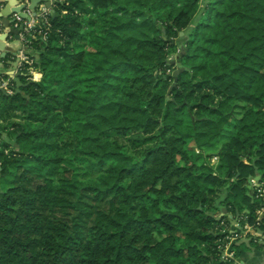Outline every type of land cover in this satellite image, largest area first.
Masks as SVG:
<instances>
[{
  "label": "trees",
  "instance_id": "trees-1",
  "mask_svg": "<svg viewBox=\"0 0 264 264\" xmlns=\"http://www.w3.org/2000/svg\"><path fill=\"white\" fill-rule=\"evenodd\" d=\"M35 30L40 79L0 91V264L231 263L264 180V0H56Z\"/></svg>",
  "mask_w": 264,
  "mask_h": 264
},
{
  "label": "built area",
  "instance_id": "built-area-1",
  "mask_svg": "<svg viewBox=\"0 0 264 264\" xmlns=\"http://www.w3.org/2000/svg\"><path fill=\"white\" fill-rule=\"evenodd\" d=\"M30 1L29 0H19L18 6L21 8L18 12H14L12 14L13 22L12 27L17 28L20 24L23 25L22 31L19 33L20 37V46L17 50V57L19 59L18 67H22L23 65L28 64L26 68V75L29 80L37 81L40 79L41 74L38 71H35L32 66V59L26 53V43H28L31 39L35 38V27L39 24V19H41L44 23L48 24V14L50 13L49 8L42 7L40 9H36L35 15H33L31 9L29 8ZM24 13L27 17L24 18L20 14ZM43 38H45V33L43 34ZM12 83L10 78H4L0 76V87L4 89L7 94H11L13 92V88L11 87ZM217 158L213 156L211 161H216ZM253 192L255 197L259 202V206L255 210V218L253 223H240L239 221H235L234 226L230 230V234H226L224 236L225 244L223 254L221 256L222 259L228 260L233 258V251L230 249L229 244L231 241L247 238L254 239L259 236V233L263 230L262 227V219L264 217V180H253L252 182ZM225 232V230H222Z\"/></svg>",
  "mask_w": 264,
  "mask_h": 264
},
{
  "label": "water",
  "instance_id": "water-1",
  "mask_svg": "<svg viewBox=\"0 0 264 264\" xmlns=\"http://www.w3.org/2000/svg\"><path fill=\"white\" fill-rule=\"evenodd\" d=\"M29 8L31 9L33 15L36 13V9L38 8L39 3H45L47 7H51V4L55 3L56 0H29ZM19 0H0V52H3L2 55H0V60L6 55L9 54L12 61L7 62L11 67H13L9 72L8 75L13 79V82L15 83V90L19 91L20 86L22 85L19 77V73H15V68L18 65L19 59L16 55L17 49L16 45L19 46L20 44V37L19 33L23 29V25L20 24L19 27L13 28L12 22V14L14 12H18L21 8L18 6ZM50 13H53V10L50 9ZM22 17L26 18V15L24 13H21ZM10 39V40H9ZM0 66H2V63L0 62ZM1 92H5L2 87H0ZM170 91V89H169ZM257 180L260 179V176L256 177ZM251 181L248 180L247 187L250 188ZM221 214L227 213L225 208H221ZM230 216V215H229ZM231 217V216H230Z\"/></svg>",
  "mask_w": 264,
  "mask_h": 264
},
{
  "label": "crops",
  "instance_id": "crops-1",
  "mask_svg": "<svg viewBox=\"0 0 264 264\" xmlns=\"http://www.w3.org/2000/svg\"><path fill=\"white\" fill-rule=\"evenodd\" d=\"M11 1V0H9ZM52 1V0H50ZM53 3L51 4V7H47L45 3H39L38 5V9L42 8V7H47L53 10ZM2 32V31H0ZM10 40V39H9ZM20 46V44H19ZM19 46H15L16 49L18 50ZM3 52H0V55H2ZM13 59L11 58V56L9 54H6L1 60L0 62L2 63V66H0V76L4 77V78H10V80L12 79L9 75L8 72L13 68L11 67V65H9L7 62L12 61ZM19 65L16 66L15 68V73L18 72L19 73ZM13 80V79H12ZM6 93V92H5ZM2 137L5 136V132L1 133ZM212 162V161H211ZM215 163V162H214ZM259 176V175H257ZM254 176L253 178L250 179L251 184H250V188L248 189H252V182L253 180H256V177ZM235 221H233L230 225L233 227ZM263 230L259 233V236L257 235L256 238H254L252 241L250 242V238H241L239 240H235V241H231L229 244V247H231V245L233 243H244L246 245V249L243 250L238 256H236L235 258H233V261L229 264H264V218H263V224H262ZM212 264H217V262H213Z\"/></svg>",
  "mask_w": 264,
  "mask_h": 264
},
{
  "label": "rangeland",
  "instance_id": "rangeland-1",
  "mask_svg": "<svg viewBox=\"0 0 264 264\" xmlns=\"http://www.w3.org/2000/svg\"><path fill=\"white\" fill-rule=\"evenodd\" d=\"M36 71V70H35ZM40 74V73H39ZM215 161H212L211 163H214Z\"/></svg>",
  "mask_w": 264,
  "mask_h": 264
}]
</instances>
